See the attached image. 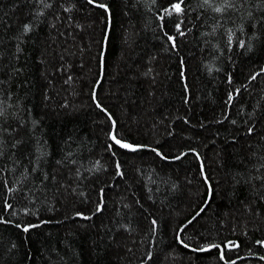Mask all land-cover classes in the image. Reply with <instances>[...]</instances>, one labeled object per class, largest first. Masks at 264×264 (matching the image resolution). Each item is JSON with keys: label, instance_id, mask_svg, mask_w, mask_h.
<instances>
[{"label": "trees", "instance_id": "16d2710c", "mask_svg": "<svg viewBox=\"0 0 264 264\" xmlns=\"http://www.w3.org/2000/svg\"><path fill=\"white\" fill-rule=\"evenodd\" d=\"M177 2L0 0V264H264V0Z\"/></svg>", "mask_w": 264, "mask_h": 264}, {"label": "snow or ice", "instance_id": "6c2138e0", "mask_svg": "<svg viewBox=\"0 0 264 264\" xmlns=\"http://www.w3.org/2000/svg\"><path fill=\"white\" fill-rule=\"evenodd\" d=\"M89 2H92V0H89ZM211 0H204V3L208 4L210 3ZM183 3V0H179V2L175 3L172 5L173 9L177 12V13H180L182 11V8H181V4ZM100 7H104V5H99ZM215 11L217 12H221L223 9L220 8V7H217L214 9ZM179 27V26H178ZM29 30V26L28 25H25V31ZM169 39H173L172 37H169ZM255 77H253L254 79ZM231 99V97H230ZM111 139L115 142V144L119 145L120 147L122 148H126V149H130V150H136L135 146H133L132 144H129L127 142H123L121 139H118L116 137V135H113L111 137ZM8 207H11V205H8ZM155 223V222H154ZM25 232L28 231V227H24L23 229ZM260 243H264V242H260ZM185 247H187V245H185ZM214 247H218V245H214ZM201 251H204V250H207V249H200Z\"/></svg>", "mask_w": 264, "mask_h": 264}, {"label": "water", "instance_id": "95a60500", "mask_svg": "<svg viewBox=\"0 0 264 264\" xmlns=\"http://www.w3.org/2000/svg\"><path fill=\"white\" fill-rule=\"evenodd\" d=\"M93 5H95V6H99V5H101V4H97V3H92ZM100 7V6H99ZM101 8H104V9H106L107 11H108V16H109V10L107 9V7L104 5V7H101ZM110 20V19H109ZM101 64L103 65V61L101 60ZM113 135H115L114 134V128L112 129V131H111V137L113 136ZM112 140V139H111ZM112 142L115 144V142L112 140ZM123 142H126V141H123ZM127 143H129V142H127ZM129 144H131V143H129ZM115 145H117V144H115ZM133 145V144H132ZM118 147H120L119 145H117ZM133 146H135V148H136V150H134V151H137V150H139V149H147V147H144V146H140V145H133ZM120 148H122V147H120ZM122 149H124V150H126V151H129V152H134L133 150H130V149H126V148H122ZM183 155V154H182ZM182 155H180V156H178V157H176L174 160H176V159H178V158H180ZM202 172H203V176H204V171H203V167H202ZM210 194V193H209ZM208 200H209V197H208V199H207V201H206V203H205V205L208 203ZM205 205L202 207V209L205 207ZM200 212V211H199ZM199 212L197 213V215L199 214ZM196 216V215H195ZM262 242H264V239L262 240ZM261 245H262V248H263V250H264V243H261ZM220 249H221V251H222V248L220 247V246H218ZM215 247H214V245H209V246H206V247H204L203 249H207V250H204V251H208V250H212V249H214ZM198 251H201V250H198ZM204 251H202V252H204ZM241 258H244V257H241ZM241 258H238V259H235V260H233V261H230L228 264H233V263H235V262H237L238 260H240Z\"/></svg>", "mask_w": 264, "mask_h": 264}]
</instances>
